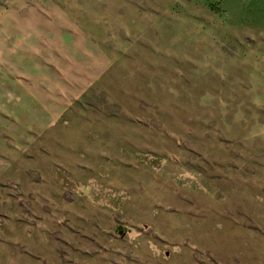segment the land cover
<instances>
[{
	"label": "rangeland",
	"instance_id": "obj_1",
	"mask_svg": "<svg viewBox=\"0 0 264 264\" xmlns=\"http://www.w3.org/2000/svg\"><path fill=\"white\" fill-rule=\"evenodd\" d=\"M0 264H264V0H0Z\"/></svg>",
	"mask_w": 264,
	"mask_h": 264
},
{
	"label": "crops",
	"instance_id": "obj_2",
	"mask_svg": "<svg viewBox=\"0 0 264 264\" xmlns=\"http://www.w3.org/2000/svg\"><path fill=\"white\" fill-rule=\"evenodd\" d=\"M48 101V100H47ZM71 103H69V100L67 99V97L65 96L63 98V100H60L57 103V105L55 107H51V105L49 103H44L43 104V111L40 114V116L42 117V120H44L42 122V128L38 129L39 131H46L51 124L54 122V120L58 119L61 114L63 113V111L70 105Z\"/></svg>",
	"mask_w": 264,
	"mask_h": 264
}]
</instances>
